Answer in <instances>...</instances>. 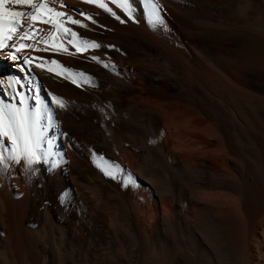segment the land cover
Masks as SVG:
<instances>
[{"label": "bare ground", "instance_id": "bare-ground-1", "mask_svg": "<svg viewBox=\"0 0 264 264\" xmlns=\"http://www.w3.org/2000/svg\"><path fill=\"white\" fill-rule=\"evenodd\" d=\"M32 2L64 16L0 19V264H264V0Z\"/></svg>", "mask_w": 264, "mask_h": 264}, {"label": "snow or ice", "instance_id": "snow-or-ice-1", "mask_svg": "<svg viewBox=\"0 0 264 264\" xmlns=\"http://www.w3.org/2000/svg\"><path fill=\"white\" fill-rule=\"evenodd\" d=\"M85 2H89V3L96 2L97 6L104 8L106 11L111 12V9H108L107 6L103 3H99L98 0H85ZM115 2H116L117 7L121 8L128 15V17L130 19H133L135 22V19L132 16V11L135 6V0H115ZM8 3H12L13 5H16V6H25V5L29 6L34 9V12L25 13L21 11H9L5 7V5ZM148 3H149V6L153 10L158 8V5H156L153 2V0H148ZM44 12L51 14V16L48 19H44V16H43ZM112 14L115 15V13H112ZM62 16H64V13L54 12L53 9L48 7L45 3L34 4L32 0H0V19L3 20L2 27H3V39L4 40L11 39L12 33L21 29V18H27L33 22L40 20L43 23L53 24L56 26L57 30L59 31L60 26L56 25V21L52 19L51 17H62ZM157 20H159L158 16H157ZM69 21L71 23H77V21L71 20L70 17H69ZM31 27L32 26L29 25V28ZM63 31L67 33L70 30L67 28H64ZM71 35L75 39L76 33L72 32ZM28 36H29V29H23L20 38L21 39L27 38ZM45 43H47V41H45ZM4 46L5 45L2 42H0V47H4ZM84 46L92 47V48L97 47L96 44H91V45L85 44ZM23 47L24 45L21 44L20 47L17 48L16 50L19 51L20 48H23ZM77 51H80V48H77ZM52 63L56 64L57 62L53 61ZM73 82L75 83L76 81L73 80ZM56 103H58L61 107L64 106L63 102L60 100H56ZM2 121H3V112L2 110H0V123H2ZM8 134L9 133L7 130L3 131L4 136H8ZM13 142L15 143V140ZM28 155H29L28 163L31 164L33 162L32 157H34L35 154L31 148L30 143L28 145Z\"/></svg>", "mask_w": 264, "mask_h": 264}, {"label": "rangeland", "instance_id": "rangeland-1", "mask_svg": "<svg viewBox=\"0 0 264 264\" xmlns=\"http://www.w3.org/2000/svg\"><path fill=\"white\" fill-rule=\"evenodd\" d=\"M179 121V123H181V124H184V125H188V124H190V122L192 123L193 121L192 120H188V118H179L178 119ZM195 123V122H194ZM185 140H188L189 142L190 141H192L191 139H189L188 137H186L185 138ZM125 228H123L122 230H121V232L119 233L120 234V237H117V241L115 240V241H112V244L110 245V246H108L109 248L110 247H112V249L110 248V250L111 251H113V253L116 255V258H117V260L119 261V262H126L127 260L129 261V259H131V257H130V255L132 256V254H133V256H135L136 254H138L139 253V251H140V247H139V244H138V242L131 236V235H129V234H127V232H126V230H124ZM122 231H124L123 233H122ZM122 234V235H121ZM124 235V236H123ZM122 236H123V238H122ZM217 237H218V239H217ZM118 238H119V240H118ZM219 234L218 235H216V244L215 245H217V246H215V248H217V249H220V248H222L223 247V240H221V238H220V240H219ZM134 240V241H133ZM222 241V242H221ZM114 242V243H113ZM124 242V243H123ZM117 243V244H116ZM119 243V244H118ZM218 243V244H217ZM137 245V246H136ZM219 245V246H218ZM233 248H236L237 247V243H235V242H232L231 244H230ZM119 246V247H118ZM129 246V247H128ZM117 247V248H116ZM116 249V250H115ZM137 249V250H136ZM217 249H216V251H217ZM132 250V251H131ZM126 251V252H125ZM135 251V252H134ZM138 251V252H137ZM214 252H213V257L212 258H210V264H222V258L220 257L221 255H220V250L219 251H215V250H213ZM116 252V253H115ZM125 252V253H124ZM112 253V255L115 257V255ZM214 253H215V255H214ZM120 254V255H119ZM126 256H127V259H126ZM132 256V257H133ZM130 257V258H129ZM218 257V258H217ZM213 259V260H212ZM126 260V261H125ZM161 260V262H162V264H166V263H164V259H159V261ZM163 260V261H162ZM218 260H220V261H218ZM158 261V262H159ZM217 261V262H216ZM161 264V263H160Z\"/></svg>", "mask_w": 264, "mask_h": 264}]
</instances>
